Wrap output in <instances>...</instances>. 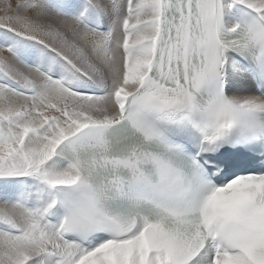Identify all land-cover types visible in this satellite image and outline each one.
<instances>
[{"label":"snow or ice","instance_id":"1","mask_svg":"<svg viewBox=\"0 0 264 264\" xmlns=\"http://www.w3.org/2000/svg\"><path fill=\"white\" fill-rule=\"evenodd\" d=\"M95 6L101 10L99 3ZM233 9L243 10L248 36L264 45V0H127L126 14L106 33L77 32L83 12L68 25L54 26L16 15L8 0H0V28L37 42L73 73L103 88V95L80 94L38 65L21 61L17 66L12 63L19 60L16 50L0 46V78L17 86L0 87V188L13 176H33L52 188L76 183L78 174L49 169L47 162L64 142L75 151L87 128L110 126L109 108H118L122 118L154 115L193 124L202 148H219L242 110L264 111L258 98L223 95L224 52L230 49L219 35ZM7 32L0 41H7ZM205 84H213L215 92L197 104ZM196 111L204 113L202 122L193 121ZM139 162L133 153L111 164L135 167ZM233 163L226 159L221 174ZM56 176L63 179H51ZM53 203L31 208L27 228L0 221V264H36V256L44 258L40 264H264V173L234 176L186 211L117 224L111 238L90 250L67 237L75 231L86 238L100 222L82 208L81 218L67 228L50 223Z\"/></svg>","mask_w":264,"mask_h":264},{"label":"clouds","instance_id":"2","mask_svg":"<svg viewBox=\"0 0 264 264\" xmlns=\"http://www.w3.org/2000/svg\"><path fill=\"white\" fill-rule=\"evenodd\" d=\"M99 2L100 0H97V3ZM219 39L224 46L230 49L224 52L226 58L229 51L247 52L248 50H253L258 59L262 58L261 49L264 45L256 43L248 36V29L242 22L228 23L224 20ZM260 103L264 104V101ZM105 115L112 124L105 126L101 123L87 128L82 133L85 137L84 143L75 151L72 150L64 167L56 170L57 172L70 170L73 176L78 174L79 179L74 184L58 188V196H50L41 203V207H46L55 200L52 210L57 206L62 209V216L55 224L67 228L75 220L81 218L82 208H88L100 222V227L89 233L86 238L97 232H105L111 238L117 224L141 222L145 217L140 211L142 208L151 207L156 209L157 213L186 211L190 206L182 205L180 202L183 173L170 160L150 147L154 142L164 139L165 126L169 122L154 115H146L137 119L122 118L118 108L115 111L109 108ZM203 118L202 111L192 114L193 121L202 122ZM118 120L126 123L130 134L137 138V142L130 144L119 154L114 153L106 138V131L110 127L122 123L117 124ZM133 153L140 160L135 167H117L111 164V161L128 158ZM72 165L75 167H71ZM161 165L166 169L164 175L161 174ZM122 172L128 175L123 176ZM51 179H63V177L56 176ZM125 188L134 190V210L123 215L114 213L109 210L106 202L120 195ZM30 209L21 203H13L6 209L0 206V221L27 228L32 222ZM69 234L81 238V242L85 239L80 236L79 232L73 231ZM42 259L44 258L36 256V264H40Z\"/></svg>","mask_w":264,"mask_h":264},{"label":"rangeland","instance_id":"3","mask_svg":"<svg viewBox=\"0 0 264 264\" xmlns=\"http://www.w3.org/2000/svg\"><path fill=\"white\" fill-rule=\"evenodd\" d=\"M84 2L85 4H83ZM87 2L88 1H81V4L83 5L78 8V6L80 5V0H30V1L8 0V7H10L11 10L14 7L12 11L16 15L27 16L29 19L34 20L36 22L43 24H52V25L55 24L56 19H60L65 24L68 25L71 23V18L68 16L73 17L83 12L84 16L82 17L81 23L83 22L89 25V23H87L86 21L88 22L90 21L92 23L101 21L100 23L105 24L104 27L110 26L106 32H109L112 29V26L126 14V7H124L123 12H122V8L123 6H126L127 0H103L99 3L101 4L100 5L101 10L99 11L95 6L96 5L95 3H97V1L93 2L94 4L93 3L89 4ZM116 3L120 4V6H117ZM110 4L115 5L114 11H112V9L109 8ZM104 5L106 6L104 7ZM108 11H112V16H110L111 13H108ZM57 12H59V17L56 15ZM66 14H68V16H66ZM40 15L49 18L50 21H45V20L41 21ZM83 30L84 28L80 24L76 28L77 32ZM6 32H7L6 29L0 28V36H3ZM7 37L11 40L6 41L7 44L5 43V46L7 47H5L4 45L3 46L5 48H13L16 50L19 60L13 58L12 62L13 63L15 62L17 66H20L21 61L23 65H27V66L38 65L42 71H44L54 80L61 79L63 77L68 82V86L71 87L73 91H76L83 95H85L83 91L88 94L96 93L97 96L103 95V88L98 83L87 80L86 78L80 76L79 74L73 73L69 68V66L66 64V62L63 61L67 66L61 61L62 59L60 57L56 56V54L51 52L49 49H45L43 48V46L37 44V42L18 36L15 33L7 32ZM58 61H60V64L58 63ZM235 71L236 70L234 71L232 70V73H235ZM4 86L8 88L17 87L14 84V82L0 78V87H4ZM90 96H95V95H90ZM231 98L243 99L238 96H234ZM2 179L3 178H0V180ZM7 179L10 181L12 180L13 182L17 180L16 181V183L18 184L16 187L17 192L15 191L12 194V187L10 188L9 185H6L7 187L5 186L4 188H0V190L3 189L2 191L5 190V192L2 191L0 192V204H3L5 202L10 204L21 203L28 208H35L41 205V203L43 202V200H41L42 198H40L41 195L43 196L41 188H39V186L36 185L34 180L32 181L30 176H23V177L13 176V177H8ZM26 182L27 185L28 183L29 184L31 183L30 187L33 186L35 188H38V190L36 191L37 197L35 199L31 196V192L29 193L30 188L28 189L26 187ZM26 198H28V200ZM47 198H49V196H46V199ZM58 221L59 220H57V222ZM49 222L53 224L56 223L51 221ZM3 230H4V226L0 225V231ZM97 241L98 244L97 243L94 244L95 245L94 247L98 246L101 243V240H97Z\"/></svg>","mask_w":264,"mask_h":264},{"label":"bare ground","instance_id":"4","mask_svg":"<svg viewBox=\"0 0 264 264\" xmlns=\"http://www.w3.org/2000/svg\"><path fill=\"white\" fill-rule=\"evenodd\" d=\"M30 1V0H29ZM81 1H88V0H80V5L78 6V8L79 7H81L83 4H85V2L83 3V4H81ZM95 1H97V0H93V2H95ZM101 1H103V0H101ZM100 1V2H101ZM78 2V1H77ZM99 2V3H100ZM88 3V2H87ZM108 3V2H107ZM118 3H120V2H118ZM118 3H116L117 4V6H120V4H118ZM122 3H124V2H122ZM15 4V3H14ZM13 4V5H14ZM66 4V3H65ZM94 4V3H93ZM96 4V3H95ZM10 5V4H9ZM99 5H101V4H99ZM106 5H104V7H105ZM114 6L115 5H113V4H110V6H109V8H111L112 9V11H114ZM123 6V5H122ZM121 6V7H122ZM108 7V6H107ZM124 7H126V6H123V8H122V12L124 11ZM14 8V7H13ZM13 8H12V10H13ZM18 8V7H17ZM94 8V7H93ZM119 8V7H118ZM57 10V9H56ZM55 10V11H56ZM18 11V10H17ZM35 11V10H34ZM61 11V10H60ZM112 11H108V13H111V15L110 16H112ZM66 13V12H65ZM240 14H243V12H241ZM58 17H59V12H57V14H56ZM66 16H68V14H66ZM40 17H41V21L42 20H45V21H50V19L49 18H47V17H44V16H41L40 15ZM68 17H70L71 19H72V16H68ZM74 17V16H73ZM106 18V17H105ZM104 18V19H105ZM107 19V18H106ZM225 20L228 22V23H237V22H239V18H238V16H237V12L233 9L232 10V12H231V14H229L228 16H226L225 17ZM87 23H89V25L88 24H86V23H80V25L85 29V27L88 29V28H90V29H94L95 31H98V32H101V33H105L107 30H108V28L110 27V26H106V27H104L105 26V24H102V23H100L101 21H99V22H96V23H92V22H88V21H86ZM109 24V23H108ZM55 26H63V25H67V24H65L62 20H60V19H56V21H55V24H54ZM100 27H102L103 28V30H99L98 28H100ZM105 28V29H104ZM8 40H11V39H9V38H7V41ZM11 42V41H10ZM5 41H0V45L1 46H5ZM12 43V42H11ZM7 44V43H6ZM13 45V44H12ZM3 46V47H4ZM5 47H7V46H5ZM62 62H63V60H61ZM65 62V61H64ZM63 62V63H64ZM13 63V62H12ZM58 63L60 64V61H58ZM14 64H16L15 62H14ZM65 64V63H64ZM66 65V64H65ZM67 66V65H66ZM65 66V67H66ZM62 67H63V64H62ZM67 68V67H66ZM232 70L234 71V70H236L235 71V73H232ZM225 80H226V82H225V84L227 85V90H226V93H227V95L230 97H234V96H238V97H240V98H250V97H255V98H258V102L260 103L261 101H263L258 95H256V93L254 92V87H253V85H252V82L250 81V79L247 77V75H246V73L244 72V70L242 69V68H240L239 66H237L236 64H235V62H234V59L229 55V54H227V58H226V64H225ZM72 89V88H71ZM81 93H82V91H81ZM83 93H85V94H87L86 92H84L83 91ZM91 95H94V94H92L91 93ZM230 97V98H231ZM66 165V163L65 162H63L62 160H60V159H58V158H55V156H53V158L51 159V160H49L48 162H47V165H46V167L47 168H49V169H54V170H59L60 168H62V167H64ZM31 177V179H32V181L34 180L35 181V183H36V185L37 186H39V188H41V191H42V194H43V196L41 195L40 196V198H42L41 200H46V196H57V194L55 193V191H54V188H52V187H50V186H46V185H44L38 178H36V177H33V176H30ZM15 178V177H14ZM16 181L17 180H15L14 182L11 180V182H13V183H11V184H9V186H10V188L12 187V194H13V192H15L17 189H16V187H17V183H16ZM31 184V183H30ZM30 184L28 183V185H27V182H26V187L29 189V193L31 192V196L35 199L37 196H36V191L38 190V188H35V187H30ZM7 187V186H6ZM3 190V189H2ZM2 190H0V192L2 191ZM2 192H5V190L4 191H2ZM17 192V191H16ZM8 197V196H7ZM27 200H28V198H26ZM33 199V200H34ZM31 202H32V199H31ZM35 203V202H34ZM53 212V213H52ZM52 215H53V217L55 218V219H57V220H59L60 218H61V216H62V211H60V210H58L57 209V207L56 208H54L53 209V211H51V214L48 216V217H52ZM52 217V218H53ZM97 240H101V239H97Z\"/></svg>","mask_w":264,"mask_h":264}]
</instances>
